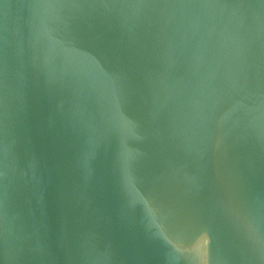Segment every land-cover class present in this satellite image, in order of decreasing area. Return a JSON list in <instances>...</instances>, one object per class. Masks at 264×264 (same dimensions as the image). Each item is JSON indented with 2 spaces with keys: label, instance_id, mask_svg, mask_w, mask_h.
I'll return each instance as SVG.
<instances>
[{
  "label": "water",
  "instance_id": "95a60500",
  "mask_svg": "<svg viewBox=\"0 0 264 264\" xmlns=\"http://www.w3.org/2000/svg\"><path fill=\"white\" fill-rule=\"evenodd\" d=\"M0 264H264V0H0Z\"/></svg>",
  "mask_w": 264,
  "mask_h": 264
}]
</instances>
